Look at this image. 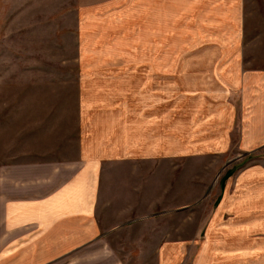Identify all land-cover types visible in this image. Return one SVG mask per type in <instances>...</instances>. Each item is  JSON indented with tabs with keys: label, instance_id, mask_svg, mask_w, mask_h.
Instances as JSON below:
<instances>
[{
	"label": "crops",
	"instance_id": "obj_1",
	"mask_svg": "<svg viewBox=\"0 0 264 264\" xmlns=\"http://www.w3.org/2000/svg\"><path fill=\"white\" fill-rule=\"evenodd\" d=\"M239 5L124 0L132 24L142 20L135 29L213 36L199 50L217 53L115 59L77 75L72 150L47 137L15 160L0 155V264H264V155L225 160L237 118V148L264 129V75L247 74L234 39ZM203 156L226 162L217 206L170 225L182 207L167 208L180 190L166 188V163Z\"/></svg>",
	"mask_w": 264,
	"mask_h": 264
},
{
	"label": "rangeland",
	"instance_id": "obj_2",
	"mask_svg": "<svg viewBox=\"0 0 264 264\" xmlns=\"http://www.w3.org/2000/svg\"><path fill=\"white\" fill-rule=\"evenodd\" d=\"M239 11L242 23L234 39L242 47L240 61L247 74L264 75V0H240ZM82 12L84 18H80ZM134 18L127 17L124 0H0L2 158L15 160L21 157L22 149L36 146L37 142L40 145L47 137L51 138L48 145L52 144L55 151L57 146L72 150L77 75L83 71L113 68L99 66L115 59L126 64L143 57L160 58L174 64L185 57L212 58L217 53L199 50L213 36L189 31L175 34L173 27H167L163 35H146L140 28L135 29L136 25L142 26V20L132 24ZM133 30L136 34L128 35ZM145 39L151 49L142 50ZM250 85L246 84L245 89ZM262 117L264 114L259 115L264 123ZM238 123L239 118L231 133L233 146L226 152L225 160L244 154L262 157L264 129L255 132L263 134L258 145L237 148ZM198 159L166 163V188L175 194V187L180 190L179 194L166 195L167 208L171 210L172 203L182 207L170 225L180 218H203L217 206L216 191L226 162L217 166V161L205 162L204 156ZM175 171L179 172L176 178ZM170 214L166 211L165 218H171Z\"/></svg>",
	"mask_w": 264,
	"mask_h": 264
}]
</instances>
